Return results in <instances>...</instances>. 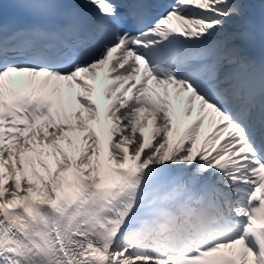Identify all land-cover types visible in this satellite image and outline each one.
<instances>
[{"label": "snow or ice", "instance_id": "snow-or-ice-1", "mask_svg": "<svg viewBox=\"0 0 264 264\" xmlns=\"http://www.w3.org/2000/svg\"><path fill=\"white\" fill-rule=\"evenodd\" d=\"M11 8L0 264H264V0Z\"/></svg>", "mask_w": 264, "mask_h": 264}, {"label": "bare ground", "instance_id": "bare-ground-1", "mask_svg": "<svg viewBox=\"0 0 264 264\" xmlns=\"http://www.w3.org/2000/svg\"><path fill=\"white\" fill-rule=\"evenodd\" d=\"M157 123H159V121H157ZM204 128H208V123H206V125H205ZM81 137H82V134H81ZM202 142H203V136H201V137L198 138V146H199ZM79 143L82 144V145L84 144L82 138L80 139ZM186 146H187V145H185V147H186ZM33 196H34V198H37L35 193L33 194Z\"/></svg>", "mask_w": 264, "mask_h": 264}]
</instances>
